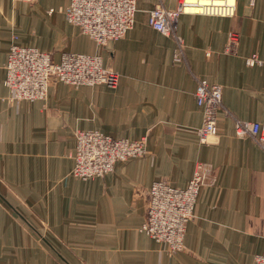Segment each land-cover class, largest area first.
<instances>
[{
    "label": "crops",
    "instance_id": "1",
    "mask_svg": "<svg viewBox=\"0 0 264 264\" xmlns=\"http://www.w3.org/2000/svg\"><path fill=\"white\" fill-rule=\"evenodd\" d=\"M70 0H0V264H251L264 251V153L234 136L232 119L264 118V0H236L231 18L183 14L174 42L148 26V12L177 0H137L133 27L97 46L65 20ZM237 34L226 53L229 34ZM58 63L63 53L98 55L117 85L67 86L51 80L43 101L9 100L5 64L12 45ZM257 54L260 65L245 59ZM197 80L222 87L217 135L200 143ZM76 131L129 142L147 153L116 162L100 178L71 175ZM197 163L202 187L183 251L170 255L140 232L147 191L164 180L184 189Z\"/></svg>",
    "mask_w": 264,
    "mask_h": 264
},
{
    "label": "built area",
    "instance_id": "2",
    "mask_svg": "<svg viewBox=\"0 0 264 264\" xmlns=\"http://www.w3.org/2000/svg\"><path fill=\"white\" fill-rule=\"evenodd\" d=\"M31 3L34 0H19ZM137 0H70L64 9L65 20L89 37L97 46L123 38L133 27ZM202 10L198 15L231 18L236 12V0H177L172 10L157 4L148 12L147 23L161 35L171 38L175 48L173 61L184 60V43L178 34L179 17L186 7ZM237 34H229L226 53L233 52ZM248 67L260 65L253 53L245 59ZM51 80L67 86L106 85L114 88L118 74L104 67L98 55L63 53L60 61H52L51 55L35 48L12 45L5 64L4 86L9 90V100L43 101ZM194 100L202 110V123L197 129L200 143H206L217 135L216 114L222 107V87L197 80ZM234 136L252 140L264 153V118L260 122H247L233 118ZM74 165L71 175L79 180L100 178L113 170L116 162L143 157L146 138L129 142L115 140L97 131H76ZM213 181V169L209 164L197 163L191 179L184 189L172 188L166 181L154 182L147 191L146 215L140 232L156 243L163 244L168 254L184 249L186 225L194 217V206L202 187ZM251 264H264V251L253 257Z\"/></svg>",
    "mask_w": 264,
    "mask_h": 264
},
{
    "label": "bare ground",
    "instance_id": "3",
    "mask_svg": "<svg viewBox=\"0 0 264 264\" xmlns=\"http://www.w3.org/2000/svg\"><path fill=\"white\" fill-rule=\"evenodd\" d=\"M189 1V0H187ZM229 3H233V0H228ZM186 12H189V13H194V14H198L200 12H202V10L198 7H195V6H191V7H186L185 9Z\"/></svg>",
    "mask_w": 264,
    "mask_h": 264
}]
</instances>
